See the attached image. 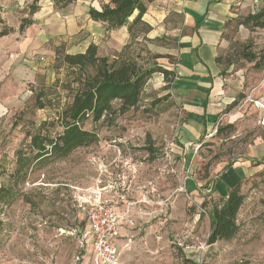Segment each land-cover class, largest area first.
Returning a JSON list of instances; mask_svg holds the SVG:
<instances>
[{"label":"rangeland","instance_id":"374dc122","mask_svg":"<svg viewBox=\"0 0 264 264\" xmlns=\"http://www.w3.org/2000/svg\"><path fill=\"white\" fill-rule=\"evenodd\" d=\"M34 2L0 0V184L19 193L2 215L0 264H96L85 242L87 209L78 201L92 200L103 188L105 196L127 200L132 208L135 223L125 233L133 238L122 247L120 264H264V26L241 24L264 0H246L226 24L219 63L230 103L198 140L185 137V110L172 89L168 68L176 64L175 40L132 38L131 49L169 70V78L155 73L128 112L86 121L96 143L41 169L34 166L23 180L14 175L17 153L28 150L31 136L72 99L64 85L74 78L66 67L46 61L55 46L49 42L44 53L16 52L30 28L22 32L20 24ZM48 3L54 11L44 28L50 31L58 19L84 15L82 7L91 4L77 0L56 8L53 0L38 1L40 7ZM48 128L52 136L61 131L58 125ZM243 162L259 171L229 190L239 187L245 197L238 232L209 244V213L221 202L214 184Z\"/></svg>","mask_w":264,"mask_h":264},{"label":"crops","instance_id":"0c3cea01","mask_svg":"<svg viewBox=\"0 0 264 264\" xmlns=\"http://www.w3.org/2000/svg\"><path fill=\"white\" fill-rule=\"evenodd\" d=\"M78 1L87 3V0ZM89 1L91 4L81 9L84 15H65L66 19H58V24L51 31L44 28V23L47 15L54 11V7L50 3L46 6L41 5L33 16L34 23L17 42L16 52L19 55L33 50L44 53V46L49 42L55 46L53 55H47L46 61L54 63L55 47L58 45H65L68 53L76 54L84 53L90 44H95L100 57L113 58L132 38L174 39L176 64L168 69L174 72L172 89L180 98L185 110V137L198 140L205 131H209L215 124L220 110L230 103L226 101L228 89L225 79L220 74L221 66L218 61L224 48L225 27L236 17L239 6L242 8L246 0H152L139 25L144 27L143 30H139L140 32L136 31L135 27L130 30L138 11L130 17L127 25L109 31L105 23L92 20L88 12L90 7L101 10L110 0ZM134 31L135 37L132 36ZM86 32L89 34L88 37L84 34ZM37 58L39 56L32 60ZM258 171V167H252L250 162L238 163L232 169L225 170L214 184V196L226 197L230 188L238 185L244 177ZM105 190L104 188L101 190L104 200L114 202L119 211L127 208L129 203L127 200L105 196ZM82 199L87 197H81L78 201L79 206L83 208L80 204ZM86 221L85 233L89 230L87 214ZM128 229L130 228L125 227L122 230V236L118 240L120 255L122 247L129 246L133 238V235L125 233ZM123 239L126 243L122 246L120 242ZM88 246L91 248L90 243ZM90 251L92 252V248Z\"/></svg>","mask_w":264,"mask_h":264},{"label":"trees","instance_id":"16d2710c","mask_svg":"<svg viewBox=\"0 0 264 264\" xmlns=\"http://www.w3.org/2000/svg\"><path fill=\"white\" fill-rule=\"evenodd\" d=\"M38 1L35 0L30 6L29 16L23 18L20 31H25L34 23L32 16L40 9ZM53 1L56 8H65L77 0ZM151 1L110 0L102 6L101 10L90 7L88 14L92 20L105 23L111 31L127 25L130 17L138 11L130 26L132 31L133 27L137 29L142 22ZM251 22H254L256 26H264V7L246 16L241 24L248 26ZM11 31L2 30L1 35ZM135 34L136 31L132 32L133 37ZM153 57L158 59L161 56ZM255 59L254 55H250V61ZM54 60L57 68L64 66L69 69L70 77L74 75V78L64 85L72 99L63 108L57 110L56 119L43 123L46 129L42 128L31 136L28 150L18 151V166L14 175L19 179H26L34 166L41 169L50 163L67 158L78 148L96 143L98 135L94 130L85 128L86 121L98 123L137 107L144 88L152 76L160 72L168 79L170 74L169 70L156 63L149 64V60L142 57L140 52L137 53L131 49V43L126 44L113 58L100 57L95 44H90L84 53L76 54L68 53L65 45H58L55 47ZM262 60L264 61V56ZM89 67L92 69L91 72L88 70ZM116 102H119L117 109L114 108ZM48 125H58L61 131L52 136L48 131ZM261 162L264 163V161ZM18 196L19 193L11 184H0V231L4 227L2 215L5 208L11 206ZM244 199L239 187H236L226 197L220 198V204L213 206L209 213V244L230 239L237 234L239 229L237 218Z\"/></svg>","mask_w":264,"mask_h":264},{"label":"built area","instance_id":"2783aa9c","mask_svg":"<svg viewBox=\"0 0 264 264\" xmlns=\"http://www.w3.org/2000/svg\"><path fill=\"white\" fill-rule=\"evenodd\" d=\"M80 204L87 209L89 230L85 242L90 243L96 264H120L118 240L122 230L125 227L132 228L135 223L130 216L131 205L119 211L114 202L102 198L101 192L92 200L82 199Z\"/></svg>","mask_w":264,"mask_h":264}]
</instances>
